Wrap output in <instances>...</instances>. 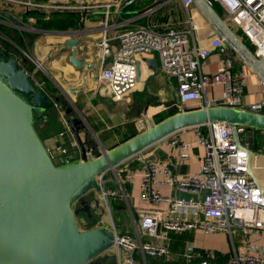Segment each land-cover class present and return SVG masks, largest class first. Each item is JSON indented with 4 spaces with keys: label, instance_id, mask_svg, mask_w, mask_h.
Masks as SVG:
<instances>
[{
    "label": "built area",
    "instance_id": "2783aa9c",
    "mask_svg": "<svg viewBox=\"0 0 264 264\" xmlns=\"http://www.w3.org/2000/svg\"><path fill=\"white\" fill-rule=\"evenodd\" d=\"M137 1L114 0L102 4L80 2L75 6L67 2L57 4L55 0L49 3L0 0V50L13 55L33 82L41 87V77L49 76V73L44 63L31 55L27 46L17 44L18 39L25 38L22 33L28 27L22 22L16 7H21L23 11L42 10L49 13L101 7L108 14L110 7L114 6L119 14ZM168 1L152 0L150 5L135 15L133 25L119 31L114 38L105 35L108 25L106 22L103 24L102 35L96 41L99 61L97 75L112 96L120 99L135 90L138 82L137 62L144 56L157 53L160 68L175 80L178 99L184 105L180 111L228 106L264 114V82L259 79V100L243 105L241 96L249 76L245 65L235 69L241 60L229 50L219 35H214L202 46L190 48L189 33L194 30L190 12L192 2L178 0L185 15L184 26H181L168 18L167 12H163L162 6ZM212 1L220 4L230 27L240 30L247 38L254 54L258 58L264 57V0H208L210 4ZM39 31L45 34H62L59 31H63L62 35L65 36L71 33L68 29ZM212 53L221 55L220 64L214 72L202 73L200 60ZM23 62L31 63L33 67L29 69ZM218 85L222 87L223 97H208L207 90H213ZM141 127L145 129L143 125ZM195 128L196 146L201 150L199 167L195 172L180 177L174 174L176 166L190 162L194 155V144L171 133L158 141L170 150L165 160L144 157L146 153L143 154L142 150L131 157L137 160L135 170L129 166L128 160L131 158H128L116 164L112 170H105L95 177V205L102 211V218L108 217L107 222L101 218L95 226L106 225L111 229L113 243L107 253L114 257V264H146L147 256L168 258L170 232H226L232 238L239 230L246 236L242 251L233 248L232 254L224 262L209 257L198 264H264V248L256 250L251 239L253 234H264V183L256 185L248 174V152L245 148L249 146L243 137L244 127L213 122ZM234 131L243 147L237 144ZM71 145H76L74 138ZM87 154L92 156L90 151ZM134 171L140 175L138 199L145 205L131 212L135 233L122 231L111 218L115 198L128 203V184L133 181ZM162 187L169 191L164 193ZM173 189L189 196H174L170 192ZM255 213L256 216H252ZM245 214L249 215L244 217ZM84 224H78L79 228L87 229ZM193 249L192 245L185 249L187 262L195 256Z\"/></svg>",
    "mask_w": 264,
    "mask_h": 264
},
{
    "label": "water",
    "instance_id": "95a60500",
    "mask_svg": "<svg viewBox=\"0 0 264 264\" xmlns=\"http://www.w3.org/2000/svg\"><path fill=\"white\" fill-rule=\"evenodd\" d=\"M212 30L261 81L264 82V57L258 58L237 31L228 24L208 0H191ZM62 34L63 31H59ZM76 33V31H71ZM71 36L63 47L70 48L69 62L75 68L98 69L99 61L85 62L76 58L79 37ZM151 73L157 74L158 60L143 57ZM140 62L136 79L140 80ZM96 75V74H95ZM94 75V76H95ZM82 86L87 84L82 78ZM57 95L46 93L32 80L13 55L0 50V264H114L107 253L113 234L106 225L80 229L76 214L89 211L84 194L96 186L95 177L181 129L223 122L264 132V114L228 107L211 106L177 111L158 122L152 117L149 125L117 145L89 156V144L80 134L86 126L79 116L67 118L72 137L80 149V158L54 162L35 129L37 118L53 100L65 106L70 114L72 104L68 93L76 87L56 85ZM62 99V100H61ZM237 144L238 136L234 131ZM245 148V147H244ZM248 152V174L260 183L252 167L256 154ZM83 206L73 210L75 202Z\"/></svg>",
    "mask_w": 264,
    "mask_h": 264
},
{
    "label": "crops",
    "instance_id": "0c3cea01",
    "mask_svg": "<svg viewBox=\"0 0 264 264\" xmlns=\"http://www.w3.org/2000/svg\"><path fill=\"white\" fill-rule=\"evenodd\" d=\"M31 1L49 3L52 0ZM110 1L114 0H55L57 4L67 2L75 6L80 2L102 4ZM151 1L138 0L134 5L124 8L119 14L114 6L110 7L108 14H105L101 7L97 9L75 10V12L81 14L80 26L68 30L76 31L75 34L74 32L70 34L79 37L76 58L85 62L95 63L97 61L96 41L102 35L103 24L106 22L108 25L105 35L114 38L119 31L132 26L135 15L140 9L150 5ZM15 9L19 11L22 22L28 27L25 32L32 35L22 40L23 45L28 47L35 58H42L44 64L46 62V68L49 73V76H46V78L50 81V88H53L52 94L54 96L58 94L56 85L76 87L77 89L75 95L67 94L72 104L70 114H65L64 112L67 103L61 105V102H55L56 104L52 108L55 112V131L49 126V120L46 117L41 118L37 123L42 141L56 163L77 159L81 156L77 144L71 145L73 137L71 124L65 122L67 118H72L76 115L79 116L86 126V132L80 134L81 138L86 139L88 137L87 142L89 144L92 135L96 139L98 149L101 152L102 149H109L140 132L142 130L141 125L146 128L153 116L155 118V116L163 111H169L171 109L180 110L183 108L184 105L179 101L176 93L175 80L160 68L159 62L157 74L147 79L151 73V69L141 58L140 80L137 82L136 89L120 99H115L105 83L98 78L99 65L95 73V70L86 67L75 68L69 62L68 56L71 50L70 48L63 47V44L71 36H65L56 32L55 34H45L39 31L40 29H45L35 26L33 18L28 15L29 11L37 10L23 11L21 7H16ZM162 9L163 12H167L168 18H171L173 22L177 23V25L184 26L183 21L185 15L178 0H169L162 6ZM38 12L49 13L43 12L42 10ZM190 12L192 14L194 30L189 33L188 46L193 48L198 45H204L212 37L210 36L212 30L208 26L206 19L195 8L193 3L190 7ZM144 57L158 58L157 53H151ZM220 59L221 55L217 53H212L209 57L201 59L200 71L202 73L214 72L220 64ZM241 65L245 64L241 61V63L235 65V69H238ZM245 69L249 76L247 77V84L241 96L243 105L258 101L261 89L259 86V78L246 65ZM83 77L87 84L85 87L82 86ZM207 96H214L215 98L221 99L223 97L222 87L218 85L213 90L208 89ZM196 131L197 128L192 127L173 132V136L194 144V155L190 162L174 168L176 177L195 172L199 167L201 150L196 146ZM149 148H151L150 151L144 155V157H148L149 159L161 161L168 158L170 154V150L160 142H156ZM63 149L65 150L64 153L62 152ZM92 149L94 148L89 144L88 151ZM254 152L256 154L252 158V167L259 183L263 184L264 146L261 145ZM135 161L132 158L128 160L129 166L133 168L136 165ZM135 169L134 167L133 170ZM139 178V173L134 171L133 181L128 184V203L121 200L124 204L121 211V218L117 217L116 220L114 219L119 229L133 233H135V229L131 212L134 213L136 208L145 206L138 199ZM161 190L164 193L169 191L166 187H162ZM170 192L174 196H189L187 193L180 194L176 189ZM105 217L102 220L107 222ZM98 219L99 221L101 220L99 216ZM99 221L95 224L97 225ZM169 238L170 256L168 258L162 257L156 259L155 257L147 256L146 264H198L200 260L209 257L213 260L224 262L232 254L233 248L236 251H242L244 249L246 236L243 235L241 230L233 235L232 238L226 232L204 234L201 231H186L183 233L170 232ZM202 239L204 240L203 243L201 242ZM251 239L254 241L256 250L264 248L263 233L253 234L251 235ZM188 245L193 246V252L195 254L190 262H187L184 256L185 249Z\"/></svg>",
    "mask_w": 264,
    "mask_h": 264
},
{
    "label": "trees",
    "instance_id": "16d2710c",
    "mask_svg": "<svg viewBox=\"0 0 264 264\" xmlns=\"http://www.w3.org/2000/svg\"><path fill=\"white\" fill-rule=\"evenodd\" d=\"M212 6L214 7V9L220 14L223 15V9L220 6V4L216 1H212ZM31 18H33V22L34 25L40 28H44V29H53V30H67V29H73L76 27L80 26V22H81V14L79 12H75V11H65V12H51V13H40L38 11H29L28 14ZM238 35H240L242 37V39L245 41V43L252 48L250 42L247 40V38L243 35V33L240 30H237ZM22 35L26 38V37H30L32 35L23 32ZM17 39V38H16ZM18 41L20 43L23 44V41L21 39H18ZM23 64L27 67V68H32L33 65L31 63H26L23 62ZM41 87L44 91H46L48 94L52 95V89L50 88L51 84L50 81L46 78V76H42L41 77ZM55 100H53V103L51 104V106L44 112V114L37 118L36 122H35V129L37 131V133L40 136V133L38 131V127H37V123L41 118L46 117L49 120V126H51V129L53 131H55V112L52 109L54 106ZM178 110L176 109H171L169 111H163L160 114H158L157 116H155L154 121L158 122L161 119L177 112ZM41 137V136H40ZM243 137L245 138V140L248 142V146L256 151L260 148L261 145L264 146V132H261L259 130L256 129H252V128H244L243 131ZM42 139V138H41ZM97 155V154H96ZM95 156V155H94ZM54 159V158H53ZM137 162V160L135 161ZM61 163V162H58ZM86 199H89L88 197ZM93 202H95V196L93 195L92 198ZM89 205V204H88ZM124 204L123 202L118 199L115 198L114 199V203H113V211L116 213H114L117 217L121 218L122 215V208H123ZM80 205L78 204L77 208H79ZM80 214H86V216L84 218H86L87 220L90 219L89 217L91 216V212H90V207H89V211L85 212L83 210H80L79 212H77V216H79ZM116 217V218H117ZM95 221L93 220H89V222L85 223V227L86 228H90V227H94V223ZM123 231V230H122ZM156 259V258H155ZM163 264V263H160Z\"/></svg>",
    "mask_w": 264,
    "mask_h": 264
},
{
    "label": "rangeland",
    "instance_id": "374dc122",
    "mask_svg": "<svg viewBox=\"0 0 264 264\" xmlns=\"http://www.w3.org/2000/svg\"><path fill=\"white\" fill-rule=\"evenodd\" d=\"M18 39V37H15V39ZM16 39V40H17ZM17 44H19V45H23L22 43H20L19 41L17 42ZM31 55L32 56H34V54L31 52ZM35 57V56H34ZM40 61H42V58H38ZM45 66H46V62H45V64H44ZM178 111H180V110H178ZM89 144H90V146H92L94 149H92L90 152H91V155L92 156H94V155H98V153L100 152V150L98 149V144H97V142H96V139L91 135V140L89 141ZM150 149L151 148H147V149H145V150H143V154H145V153H148L149 151H150ZM132 159H134V160H136L135 159V157H133ZM54 162H55V160H54ZM117 169V168H116ZM96 193H95V189H94V187H92L91 189H89L85 194H84V196H83V199H86L87 197L88 198H92L93 197V195H95ZM78 202H75L73 205H72V208H73V210H75L76 208H77V206H78ZM96 203L95 202H90L89 203V207H90V212H91V216L92 217H89L90 219H86V218H84L85 216H86V214H80L79 216H77L76 215V222L81 226V225H83L84 223H87V222H89V220H93V221H95L93 224H94V226L96 225L95 223L97 222V221H99V219H98V216L100 217V219L102 218V215H101V213H102V211L101 210H99L98 208H97V206L95 205ZM115 212L112 210V213H111V218H112V220L114 221V219L116 220V213L114 214ZM105 219L108 221V217L106 216L105 217ZM99 223V222H98ZM201 242L203 243L204 242V240L202 239L201 240Z\"/></svg>",
    "mask_w": 264,
    "mask_h": 264
},
{
    "label": "flooded vegetation",
    "instance_id": "af4514ba",
    "mask_svg": "<svg viewBox=\"0 0 264 264\" xmlns=\"http://www.w3.org/2000/svg\"><path fill=\"white\" fill-rule=\"evenodd\" d=\"M83 201H85V202H87V204H89L90 202H93V199H90V198L89 199H83ZM79 205L83 206V203L80 201Z\"/></svg>",
    "mask_w": 264,
    "mask_h": 264
},
{
    "label": "bare ground",
    "instance_id": "6f19581e",
    "mask_svg": "<svg viewBox=\"0 0 264 264\" xmlns=\"http://www.w3.org/2000/svg\"><path fill=\"white\" fill-rule=\"evenodd\" d=\"M262 183H264V182H262ZM249 214H245L244 215V217H247ZM252 216H256V213L255 214H253ZM254 218V217H253ZM247 221H248V219H246Z\"/></svg>",
    "mask_w": 264,
    "mask_h": 264
}]
</instances>
